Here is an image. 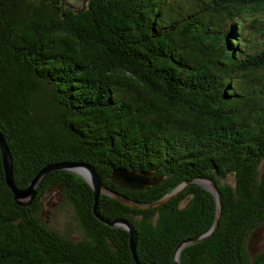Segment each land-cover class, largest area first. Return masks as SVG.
Masks as SVG:
<instances>
[{"label":"trees","instance_id":"1","mask_svg":"<svg viewBox=\"0 0 264 264\" xmlns=\"http://www.w3.org/2000/svg\"><path fill=\"white\" fill-rule=\"evenodd\" d=\"M61 3L0 0V131L17 186L46 165L84 161L108 188L151 204L209 178L219 224L179 263L264 264V247L248 248L264 225V0H90L80 12ZM115 169L157 183L133 190ZM57 187L84 238L42 218ZM94 202L81 174L57 169L18 205L0 149V264H137L129 231L97 218ZM99 211L133 223L140 264H175L183 241L214 226L217 201L190 182L146 209L102 193Z\"/></svg>","mask_w":264,"mask_h":264},{"label":"water","instance_id":"2","mask_svg":"<svg viewBox=\"0 0 264 264\" xmlns=\"http://www.w3.org/2000/svg\"><path fill=\"white\" fill-rule=\"evenodd\" d=\"M89 2L90 0H82L81 6H74L73 4L67 2L66 0H62L61 6L63 10L65 6H70L74 11L80 12L86 9ZM63 15H64V11H63ZM0 149H1L2 163L4 167V172H5V181L8 187L12 190L14 194V199L16 200L17 204L20 206H27L33 202V200L35 199L37 195V186L40 180L47 173L53 170H57V169H66V170L75 171L81 174L92 186V189L94 192V198H95V202L93 205V212L96 215V217L112 227H121L129 231L130 249L133 253L134 259L136 260L137 264H140V262L138 260V255L136 251V246H137L136 228L129 219L116 218L113 220H109L101 216L100 211H99V199L102 193L107 194L111 197H114L122 201L128 206L139 208V209H146V208H152V207L158 206L164 202L169 201L174 196L178 195L185 188V185L190 182H196L199 185L203 186L205 189L211 191L214 194L216 201H217V216H216L215 224L211 228V230H209L207 233L183 241L178 247V249L176 250L175 257H174L175 264H180L179 254L181 252V249L184 246L189 245L196 241L203 240L207 238L208 236L212 235L219 224V219H220V214H221V209H222V200H221L219 189L212 179L196 178L193 180L186 181L185 183L177 187L175 190L168 193L161 200L155 203H151V204H140V203L130 200L129 198H126L120 193L113 191L112 189L104 185L96 168L92 166L91 164L84 162V161H65V162H58V163L46 165L34 176V178L31 180L28 187L19 188L14 179L13 158H12L11 150L6 142L5 137L1 133V131H0ZM112 176H113V179H115L116 181L120 182L121 184L133 190L143 189L145 188L146 185H152V184L157 183L155 180H153L146 174L138 173L133 170L128 171L127 169H115L113 171ZM44 197L42 198V200L44 199Z\"/></svg>","mask_w":264,"mask_h":264},{"label":"rangeland","instance_id":"3","mask_svg":"<svg viewBox=\"0 0 264 264\" xmlns=\"http://www.w3.org/2000/svg\"><path fill=\"white\" fill-rule=\"evenodd\" d=\"M66 1L74 6L82 5V0ZM41 216L50 226L58 229L63 234L75 239H82L85 236L76 208L68 201L64 192L58 187L48 192L44 197ZM263 247L264 225L251 234L248 242V248L252 255L256 254Z\"/></svg>","mask_w":264,"mask_h":264}]
</instances>
